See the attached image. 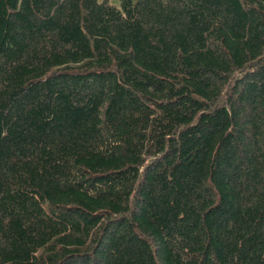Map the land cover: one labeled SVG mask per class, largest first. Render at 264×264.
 Masks as SVG:
<instances>
[{
	"label": "trees",
	"instance_id": "obj_1",
	"mask_svg": "<svg viewBox=\"0 0 264 264\" xmlns=\"http://www.w3.org/2000/svg\"><path fill=\"white\" fill-rule=\"evenodd\" d=\"M0 264H264V0H0Z\"/></svg>",
	"mask_w": 264,
	"mask_h": 264
}]
</instances>
